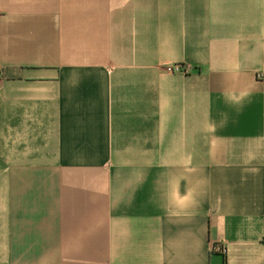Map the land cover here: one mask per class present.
<instances>
[{
    "label": "crops",
    "instance_id": "1",
    "mask_svg": "<svg viewBox=\"0 0 264 264\" xmlns=\"http://www.w3.org/2000/svg\"><path fill=\"white\" fill-rule=\"evenodd\" d=\"M0 264H264V0H0Z\"/></svg>",
    "mask_w": 264,
    "mask_h": 264
},
{
    "label": "built area",
    "instance_id": "2",
    "mask_svg": "<svg viewBox=\"0 0 264 264\" xmlns=\"http://www.w3.org/2000/svg\"><path fill=\"white\" fill-rule=\"evenodd\" d=\"M178 70L180 69L179 67L177 68ZM213 250L214 251H220V252H224V248L220 247V246H213Z\"/></svg>",
    "mask_w": 264,
    "mask_h": 264
}]
</instances>
